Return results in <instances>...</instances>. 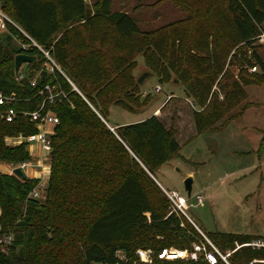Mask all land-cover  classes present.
Masks as SVG:
<instances>
[{
    "label": "trees",
    "instance_id": "16d2710c",
    "mask_svg": "<svg viewBox=\"0 0 264 264\" xmlns=\"http://www.w3.org/2000/svg\"><path fill=\"white\" fill-rule=\"evenodd\" d=\"M0 3L2 11L48 52L64 73L62 76L55 68L52 73L43 67L39 69L45 62L42 53L19 30L8 26L6 34L20 33L30 47L13 48L9 35L0 42V95L16 98L10 106L0 105V163L19 166L30 161L26 143L9 146L6 139L37 132L35 124L21 115L11 122L1 115L11 108L16 112L35 111L42 103L38 92L45 84L54 87V94L62 92L66 96L56 97L43 110L59 120L51 129L50 172L43 201L29 197L36 180L22 182L13 175L0 173V264H134L137 261L134 246L152 253L170 247L193 250L192 237L172 233L182 231L188 220L170 214L162 198L150 195L149 174L153 176L158 167L185 145L223 119L230 110L228 101L238 94L241 84L264 82V63L254 51L253 67L259 69V75L249 80L225 74L228 57L239 44L254 47L264 24V0H226L230 33L224 37L225 46L210 49V54L202 53L199 39L193 37L194 34L202 38L200 22L196 21L187 34L185 29L173 32L176 37L190 40V53L182 52L184 60L194 54L207 62L206 66L198 63L194 68L205 74V79L188 78L186 60L177 65L169 58L166 65L183 80L185 97L170 96L157 113L113 132L101 119L107 123L105 117L110 107L127 108L124 99L135 88L132 70L138 57L156 71L158 45L152 39L140 37L138 42L127 44L123 52H114L110 43L103 45L102 40L90 37L86 39L88 50L74 55L75 41L78 40L77 48L84 42L80 29L90 32L93 26L85 0H0ZM110 3L111 0H101L96 16L111 25L112 37L121 43L132 39L139 33L135 20L130 14L111 12ZM76 21L82 23L73 26ZM18 53L38 57L35 64H25L27 71L40 72L35 87L29 78L18 81L20 74H14V56ZM93 55L102 58L105 65L89 77L77 61ZM196 56L197 62L203 61ZM215 83L224 91L222 101L212 92ZM151 231L154 233L150 234ZM158 235L163 239H158ZM8 236L12 242L3 251L2 240ZM205 236L222 251L234 250L235 243L243 245L255 240L227 233ZM119 251L127 262H119L116 257ZM152 264L206 263L202 259L163 263L153 258ZM229 264H264V249L239 248L230 255Z\"/></svg>",
    "mask_w": 264,
    "mask_h": 264
},
{
    "label": "rangeland",
    "instance_id": "374dc122",
    "mask_svg": "<svg viewBox=\"0 0 264 264\" xmlns=\"http://www.w3.org/2000/svg\"><path fill=\"white\" fill-rule=\"evenodd\" d=\"M100 3L101 0H85L86 10L92 17L93 26L90 32L80 29V39L84 42L77 48L78 40L75 41L74 55L88 50L86 39L90 37L97 41L102 40L103 45L110 43L111 51L114 52L118 50L123 52L127 44L138 42L140 37L152 39L151 41L158 45L156 53L160 55L157 57L153 54L159 59L156 63V71L150 70L142 57L137 58L132 70V82L135 88L130 92L129 98L124 99L127 108L113 106L108 109L105 118L110 126L128 125L145 120L169 95L179 97L185 95L183 80L171 72L166 64L169 58L175 60L177 65L185 62L182 52L186 50L190 53V40H185L184 37L182 39L179 35L176 37L173 32L181 33L185 29L187 34L196 21L200 22L203 26L202 38L194 34L193 37L199 39L200 51L205 54H210V49L214 47L216 49L224 47V37L230 33L231 18L225 8L226 0H142L141 2L111 0L110 11L130 14L139 29V33L132 39L121 43L112 37L111 25L100 16H96ZM81 23L76 21L72 25L77 26ZM261 30L253 48L239 44L230 54L225 67L226 75L233 78L244 76L250 80L260 74L257 67L254 72L251 69L255 65L252 51L264 63V24ZM225 32L226 35L222 36ZM8 35L0 31V42H3ZM9 36L13 48L18 49L22 45L28 47L27 41L20 33H12ZM58 36L56 35L55 38ZM194 56L196 55L189 54L190 58L185 62L186 76L194 81H203L205 74L195 71L194 68L198 63L202 64V67L206 66L207 62L196 56L197 59L203 60L197 62ZM151 59L153 60L152 56ZM77 62L89 77L105 65V61L95 55ZM42 67L46 69L48 65L44 62L39 69ZM57 68L55 70L64 76L58 65ZM145 72H149L150 77L145 79L142 85L136 84L137 78ZM19 74L18 81L29 78L28 81L34 82L40 78L39 71H27L25 64L20 67ZM67 83L77 93L73 88L75 86L71 82L67 81ZM157 86L160 87L159 92H155ZM240 87L238 94L233 95L228 101L227 106L230 110L223 119L212 130L200 134L185 145L161 168H157L153 176L165 189L176 190L185 196L183 182L188 177L192 178L189 208L186 213L204 236L227 233L264 241V82L260 80L255 84L243 86L241 84ZM212 92H215L218 101L223 100L224 91L219 90L216 83ZM77 95L81 97L79 93ZM21 142L20 137L6 139V144L9 146ZM41 156L42 154L33 151L30 160L32 164L24 168L25 174L29 175V179L36 180L37 185L41 183L38 179L42 177L41 184L44 186L40 189L44 191L38 188L40 201L44 199L50 172L48 163L33 165V162L42 158ZM43 159L49 161V157L44 155ZM15 167L18 166L0 163V173L12 175ZM147 185L152 193L150 195L162 198L167 205V211H170L157 184L152 180L151 183L147 182ZM199 198L202 200L201 204L197 203ZM184 227L182 231L172 233L190 236L194 239L195 245L205 247L206 241L189 221H186ZM152 233L154 232L151 231L150 234ZM158 239L162 240L163 236L158 235ZM209 241L222 251L210 239ZM5 247L6 244L3 242V250ZM134 248L136 257L138 252L145 251L141 246ZM193 250L195 251L193 255H199L197 248Z\"/></svg>",
    "mask_w": 264,
    "mask_h": 264
},
{
    "label": "built area",
    "instance_id": "2783aa9c",
    "mask_svg": "<svg viewBox=\"0 0 264 264\" xmlns=\"http://www.w3.org/2000/svg\"><path fill=\"white\" fill-rule=\"evenodd\" d=\"M8 26L14 27L17 30H19L29 41L30 45L37 50H39L42 55L45 58V64L48 65V68H44L46 72L52 73L53 68H57L54 61L49 56L48 52L44 51L41 47H39L33 40L29 39L23 31L2 11L1 3H0V31L4 33H8ZM30 45H27L28 47H24L23 45L21 48L27 49L30 47ZM58 69V68H57ZM252 72L256 71V68L251 69ZM32 87L36 86V81L30 83ZM74 90L77 91L75 87H73ZM54 87L50 86L48 84H45L43 88L38 92V96L42 97V103L37 107V109L33 112H16L15 110L8 109L5 111L1 117L5 119L6 122H11L16 118L17 115H21L24 118H27L28 121L32 124H35L37 132L35 134H32L27 137L19 136L22 140L21 143H26L28 145V151L30 153V156L33 154V151H37L40 155L42 154V158L39 160H36V162H33V165H42L44 163H48L50 165V160L47 159L44 161L43 155L45 157H49L51 151H52V145H51V129L53 126L58 125L59 120L58 118L52 114L50 111L44 112V106L45 104H52L56 97H62L66 98V96L62 93H53ZM160 87L157 86L155 89V92H159ZM16 98L14 95L4 98L0 95V105H6L10 106L12 103H15ZM101 119V118H100ZM102 120V119H101ZM102 122L107 126V123L102 120ZM108 127V126H107ZM113 132V130L111 129ZM30 163V164H29ZM31 161L22 163L19 165L23 170L25 167L31 165ZM18 166V167H19ZM42 183V177L41 179H38ZM41 183H38L37 185L30 193L29 197L33 199L40 200V195L38 192V188H43L44 185ZM159 187L162 195L165 197V199L169 203L170 208V214H175L178 217H184L186 220H188L191 225L197 230V232L203 237V239L206 241L205 247L201 246H194L193 248H197L199 250V255H193L195 253L194 250H187V249H176V248H163L160 251L156 253H152L150 250H145L142 252L137 253V261L136 263H142V264H152L153 258L160 261V262H173V261H185V260H197L202 259L206 264H218L219 261L223 264H229V257L230 255L242 247H250L252 249L260 250L264 249V241L260 239L252 240L249 243L238 245L235 243V249L228 252H222L219 249H217L215 246L212 245V243L207 240L206 237L203 235V233L191 222L190 218L188 217L186 211L189 208L188 201L189 199L182 195L180 192L176 190H167L164 187H162L160 184L156 183ZM41 191H44L40 189ZM201 199L199 198L197 200L198 204H201ZM6 244V247L9 246L12 242V237L8 236L2 240V244ZM6 247L3 251H6ZM8 251V250H7ZM116 257L118 258L119 262H127L126 256L122 252H117Z\"/></svg>",
    "mask_w": 264,
    "mask_h": 264
},
{
    "label": "water",
    "instance_id": "95a60500",
    "mask_svg": "<svg viewBox=\"0 0 264 264\" xmlns=\"http://www.w3.org/2000/svg\"><path fill=\"white\" fill-rule=\"evenodd\" d=\"M38 57L36 55H28L25 53H18L14 56V74L17 75L19 73L20 67L24 64H35L37 62ZM150 77L149 72H145L141 74L137 80L136 84L142 85L144 80ZM12 175L16 177L18 180L24 182L27 181L29 178L25 174L24 170L21 167H15L12 170ZM193 180L191 177H188L184 180V192L186 197L189 199L191 196V189H192Z\"/></svg>",
    "mask_w": 264,
    "mask_h": 264
},
{
    "label": "crops",
    "instance_id": "0c3cea01",
    "mask_svg": "<svg viewBox=\"0 0 264 264\" xmlns=\"http://www.w3.org/2000/svg\"><path fill=\"white\" fill-rule=\"evenodd\" d=\"M170 96H171V95H169L166 99H168ZM178 97H179V96H178ZM180 97H185V95H184V96H180ZM166 99H165V100H166ZM165 100H164V102H165ZM164 102H163V103H164ZM163 103H162V104H163ZM162 104L160 105V107L162 106ZM160 107H159V108H158L153 114L157 113L158 110L160 109ZM149 117H150V116H149ZM142 121H143V120H142ZM140 122H141V121H140ZM123 125H125V124H123ZM123 125H121V126H123ZM107 126H108V128H109L110 130L112 129L113 131H114L116 128L121 127V126H119V125L110 126V125L108 124V122H107ZM212 129H213V128H211V129H209V130H207V131H210V130H212ZM207 131H206V132H207ZM204 133H205V132H204ZM189 143H190V142H189ZM182 149H183V148H182ZM180 151H181V150H180ZM161 167H162V165H161L160 167H158V169L161 168ZM158 169H157V170H158ZM26 175H27V174H26ZM27 176H28V178H29V175H27ZM149 176H150V178H151L155 183H158L157 180H156L152 175L149 174ZM35 178H36V177H35ZM158 184H160V183H158Z\"/></svg>",
    "mask_w": 264,
    "mask_h": 264
}]
</instances>
